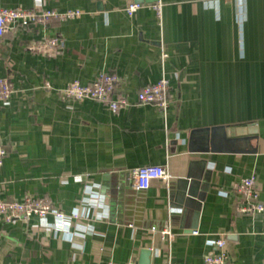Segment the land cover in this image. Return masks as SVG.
Returning <instances> with one entry per match:
<instances>
[{"label": "crops", "instance_id": "0c3cea01", "mask_svg": "<svg viewBox=\"0 0 264 264\" xmlns=\"http://www.w3.org/2000/svg\"><path fill=\"white\" fill-rule=\"evenodd\" d=\"M132 3L0 0L3 8L83 13L0 37V77L14 89L8 103L0 100V190L8 200L36 196L84 214L59 234L38 218L1 224L0 264H143L146 250L149 264H203L220 235L230 264H264V212L240 213L232 192L254 177L264 204V0H158L128 16ZM49 37L63 47L49 49ZM100 72L118 77L116 94L131 106L113 113L61 95ZM164 74L166 117L136 105ZM253 125L255 134L230 131ZM150 165L166 167L171 181L134 190L135 170ZM89 190L104 197L100 206L82 204ZM153 227L170 228L172 241H158Z\"/></svg>", "mask_w": 264, "mask_h": 264}, {"label": "built area", "instance_id": "2783aa9c", "mask_svg": "<svg viewBox=\"0 0 264 264\" xmlns=\"http://www.w3.org/2000/svg\"><path fill=\"white\" fill-rule=\"evenodd\" d=\"M235 1L241 2L242 0ZM141 7L142 4L132 3L125 11L128 16H133ZM153 8L157 12L158 17H161V5H154ZM82 15L83 13L80 10L60 12L55 9L46 8L42 4H37L34 8L30 9L22 7H0V37H4L17 28L29 29L38 25L44 26L53 19H59L61 21L75 20L81 18ZM46 45L51 50L61 49L63 47V41L59 37H49L46 41ZM167 56L162 46V62L165 63ZM117 84V76L107 72H100L92 81L87 83L73 81L62 88L60 92L67 101L77 103L87 100L97 101L106 105L113 113H118L121 109L127 108L132 104L127 96H117ZM170 90L171 81L164 74L159 81L146 85L138 92L136 105H155L166 117L167 110L171 103ZM13 93L14 89L9 79L0 77V100L4 103H8ZM6 155L7 148L0 141V166H2ZM171 179V174L164 166H143L135 170L132 187L136 191H146L155 180L168 183ZM87 188L89 189L92 187L87 186ZM232 192L242 198L238 206V211L240 213L255 215L264 212V204L260 201L257 182L254 177L241 178L235 182L232 186ZM87 193H90V197L83 198V205L86 202L90 207L94 208L101 205L104 198L103 196L90 190ZM95 212L96 217L101 219L103 213L99 211ZM50 216L55 218L54 224L48 223V218ZM83 217L84 214L81 212L67 215L54 208L48 200L36 196L8 200L2 197L0 190V225L11 224L17 221L27 225L33 219L38 218L44 223L43 226L45 228L53 229L55 234H59L68 232L70 224L73 221H77L78 223L81 222ZM151 230L158 238V241L170 242L174 236L170 228L158 231L153 227ZM192 232L196 235L199 233L198 230H193ZM210 246L212 250L204 256L203 264H230L225 235H220L217 239L210 241ZM107 264L114 263L112 260H109ZM168 264H172V262L170 261Z\"/></svg>", "mask_w": 264, "mask_h": 264}, {"label": "water", "instance_id": "95a60500", "mask_svg": "<svg viewBox=\"0 0 264 264\" xmlns=\"http://www.w3.org/2000/svg\"><path fill=\"white\" fill-rule=\"evenodd\" d=\"M156 1H158V0H134V3H136V4H144V3L150 4V3H153V2H156ZM230 131L233 134V136H237V135L241 136V135H244L245 133L255 134V133L258 132V129H257V127L255 125H253V126L247 127L246 129L245 128H241V129L239 128V129L230 130ZM189 187H190V189H192V183L190 184ZM150 255H151V252L148 251V250L143 252V256H144V258H146V259H144V263L143 264H149Z\"/></svg>", "mask_w": 264, "mask_h": 264}]
</instances>
